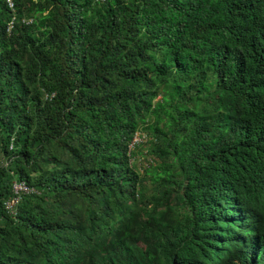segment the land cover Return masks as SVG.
<instances>
[{
	"label": "trees",
	"instance_id": "trees-1",
	"mask_svg": "<svg viewBox=\"0 0 264 264\" xmlns=\"http://www.w3.org/2000/svg\"><path fill=\"white\" fill-rule=\"evenodd\" d=\"M12 1L0 264H264V0Z\"/></svg>",
	"mask_w": 264,
	"mask_h": 264
},
{
	"label": "built area",
	"instance_id": "built-area-1",
	"mask_svg": "<svg viewBox=\"0 0 264 264\" xmlns=\"http://www.w3.org/2000/svg\"><path fill=\"white\" fill-rule=\"evenodd\" d=\"M8 7L13 9V1L6 0ZM12 22H10L11 26ZM134 142V141H133ZM35 189L32 186H28L24 181H16L12 184V196L4 202L5 207L8 210H14L15 206L19 203L20 198L24 194L33 193Z\"/></svg>",
	"mask_w": 264,
	"mask_h": 264
},
{
	"label": "rangeland",
	"instance_id": "rangeland-1",
	"mask_svg": "<svg viewBox=\"0 0 264 264\" xmlns=\"http://www.w3.org/2000/svg\"><path fill=\"white\" fill-rule=\"evenodd\" d=\"M142 136H145V135H142ZM139 139H140V137H136V136H135V137L133 138L132 141L137 142ZM146 158H147V156H145L144 159H146ZM142 160H143V159H142L141 157H136V161H134V162L137 163L138 167H141V166H142V162H141ZM139 162H140L141 164H140ZM144 164H145V163H144Z\"/></svg>",
	"mask_w": 264,
	"mask_h": 264
},
{
	"label": "clouds",
	"instance_id": "clouds-1",
	"mask_svg": "<svg viewBox=\"0 0 264 264\" xmlns=\"http://www.w3.org/2000/svg\"><path fill=\"white\" fill-rule=\"evenodd\" d=\"M133 142V141H132Z\"/></svg>",
	"mask_w": 264,
	"mask_h": 264
}]
</instances>
